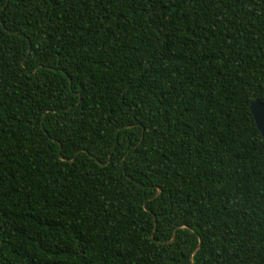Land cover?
Instances as JSON below:
<instances>
[{"label": "trees", "instance_id": "trees-1", "mask_svg": "<svg viewBox=\"0 0 264 264\" xmlns=\"http://www.w3.org/2000/svg\"><path fill=\"white\" fill-rule=\"evenodd\" d=\"M264 0H0V264H264Z\"/></svg>", "mask_w": 264, "mask_h": 264}, {"label": "water", "instance_id": "water-1", "mask_svg": "<svg viewBox=\"0 0 264 264\" xmlns=\"http://www.w3.org/2000/svg\"><path fill=\"white\" fill-rule=\"evenodd\" d=\"M249 111L254 120L256 128L264 141V103L253 100L249 104Z\"/></svg>", "mask_w": 264, "mask_h": 264}]
</instances>
